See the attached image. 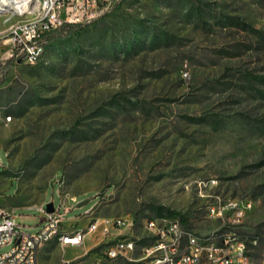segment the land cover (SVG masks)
I'll use <instances>...</instances> for the list:
<instances>
[{
	"label": "rangeland",
	"instance_id": "1",
	"mask_svg": "<svg viewBox=\"0 0 264 264\" xmlns=\"http://www.w3.org/2000/svg\"><path fill=\"white\" fill-rule=\"evenodd\" d=\"M43 46L35 65L0 61V210L28 218L26 233L49 203L64 233L132 220L134 261L103 257V239L119 238L111 228L88 237L71 264H149L144 222L167 218L157 206L199 237L234 231L260 264L264 0H120ZM217 198L251 209L228 226L229 217H207ZM54 246L58 260L71 253Z\"/></svg>",
	"mask_w": 264,
	"mask_h": 264
},
{
	"label": "built area",
	"instance_id": "2",
	"mask_svg": "<svg viewBox=\"0 0 264 264\" xmlns=\"http://www.w3.org/2000/svg\"><path fill=\"white\" fill-rule=\"evenodd\" d=\"M120 0H41L39 12L28 23H18L10 27L5 33V39L0 40V61L4 55L14 59L17 63L35 65L38 60L39 49L43 47L45 36L64 25H78L91 23L95 18L109 11ZM25 4H32L33 0H22ZM4 48L6 51L4 52ZM215 181H211L214 183ZM215 203L214 219L226 223V217H234L235 226L242 222L251 207H245L243 199L217 198ZM61 218L55 211L44 212L39 221V227L32 233H26L13 212L0 210V250L8 247L7 251L0 252V264H37L39 244H47L50 237H57V243L62 249L81 246L88 237L101 229L109 233L111 228L119 232L118 239L104 238L105 246L101 249L103 257L108 260L124 259L134 261L131 254L136 248L132 238L131 219H95L82 230L64 233L61 228ZM155 232H147L152 238H164L166 242H173L172 258L177 264H236L233 263V253H241L245 258V240L232 230H218L205 236L220 238L219 250L191 251L187 242L183 241V232H193L185 227L178 217L152 219ZM174 233H181V242H174ZM142 259L162 263L159 248L143 252ZM62 264H71L70 260H63ZM264 264V262H262Z\"/></svg>",
	"mask_w": 264,
	"mask_h": 264
},
{
	"label": "bare ground",
	"instance_id": "3",
	"mask_svg": "<svg viewBox=\"0 0 264 264\" xmlns=\"http://www.w3.org/2000/svg\"><path fill=\"white\" fill-rule=\"evenodd\" d=\"M41 8V0H33L32 4H25L22 0H0V17H3L2 23L8 25L9 29L7 32H10V27L17 25L18 23H28L31 18H34L35 12H39ZM44 53V46L39 49L38 60ZM245 207H251L249 201H243ZM215 215V203H211L207 206V217ZM227 218V217H226ZM229 223L234 224V217H229ZM152 219H147L144 222V229L147 232H155V225L151 224ZM56 241L57 237H50L47 240V244ZM183 241L187 242V248H191V251H209L219 250L220 247V238L214 237H193V232H183ZM174 242H181V233H174ZM46 244H39V250ZM164 245V238H153L151 245L143 248V252L153 251V248H159V256L162 259L172 258L173 251V242H166V247ZM246 252L245 258L242 257L241 253H233V263L236 264H257L248 253V249L245 243ZM264 262L261 261L260 264ZM149 264H159L156 261H149ZM160 264H177V259L162 260Z\"/></svg>",
	"mask_w": 264,
	"mask_h": 264
},
{
	"label": "crops",
	"instance_id": "4",
	"mask_svg": "<svg viewBox=\"0 0 264 264\" xmlns=\"http://www.w3.org/2000/svg\"><path fill=\"white\" fill-rule=\"evenodd\" d=\"M5 37V35L3 36ZM3 40V39H2ZM2 190V187L0 185V192ZM4 191V190H2ZM3 197H5L4 195H0V202L2 201ZM1 210H4V209H1ZM17 216V215H16ZM18 218V221L21 223V225H24L23 227H25V224H23V222L26 220H29L28 218L27 219H24L25 217L23 216H17ZM55 245L59 246L60 245L56 242V241H52L48 244H46L45 246H43L39 251H38V255H37V264H49V261L53 258H55L57 260L56 264H61L62 260H70L72 261V255L75 254V253H79L78 251V248H74V250L76 251H73L71 250L72 247H66L65 249H63V252L65 254V251H69L70 250V255L69 256H63L60 260H58V255H59V251H58V248H55ZM51 246H54V247H51ZM85 248V251L81 254H85V252H87L89 250V248L86 249V246H85V243L82 245V250H84Z\"/></svg>",
	"mask_w": 264,
	"mask_h": 264
},
{
	"label": "trees",
	"instance_id": "5",
	"mask_svg": "<svg viewBox=\"0 0 264 264\" xmlns=\"http://www.w3.org/2000/svg\"><path fill=\"white\" fill-rule=\"evenodd\" d=\"M229 19H232V20H235L236 19V17H228ZM75 25H64V26H62V27H60L59 29H56V30H54V31H52V33L53 32H57L58 30H60V29H63V28H65V27H67V28H72V27H74ZM156 213L159 215V216H162V215H165L166 217H169V218H175V217H178L179 219H180V221H181V223L185 226V227H187V225H188V221H187V219H185L181 214H179L178 212H176V211H174V210H171V209H166V208H164L163 206H157L156 208Z\"/></svg>",
	"mask_w": 264,
	"mask_h": 264
},
{
	"label": "water",
	"instance_id": "6",
	"mask_svg": "<svg viewBox=\"0 0 264 264\" xmlns=\"http://www.w3.org/2000/svg\"><path fill=\"white\" fill-rule=\"evenodd\" d=\"M46 212L47 213H50V212H52L53 211V207H52V204L51 203H49L47 206H46Z\"/></svg>",
	"mask_w": 264,
	"mask_h": 264
}]
</instances>
